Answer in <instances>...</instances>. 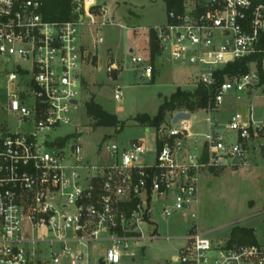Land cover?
Segmentation results:
<instances>
[{
    "label": "built area",
    "instance_id": "1",
    "mask_svg": "<svg viewBox=\"0 0 264 264\" xmlns=\"http://www.w3.org/2000/svg\"><path fill=\"white\" fill-rule=\"evenodd\" d=\"M41 4L0 0V77H7V111L18 121L14 131L0 128V264H119L131 240L146 238L141 225H155V207L166 218L197 211L205 174L264 163V103H257L264 100V0H186L156 26L119 24L100 0H71V20L48 21ZM109 25L153 30L170 60L196 67L189 85L207 89L206 112L223 111L227 98L245 102V111H232L223 124L207 117L203 142L188 151L192 122L172 123L175 111L159 130L163 143L151 166L140 163L148 148L138 139L119 145L104 138L101 160L84 159L79 136L52 133L72 124L82 68L93 64ZM149 62L132 56L124 66L151 77ZM119 70L108 58L117 101L124 94ZM204 234L195 224L171 261L264 264V241L215 243ZM147 238L171 237L155 228Z\"/></svg>",
    "mask_w": 264,
    "mask_h": 264
},
{
    "label": "rangeland",
    "instance_id": "2",
    "mask_svg": "<svg viewBox=\"0 0 264 264\" xmlns=\"http://www.w3.org/2000/svg\"><path fill=\"white\" fill-rule=\"evenodd\" d=\"M100 1L106 5L110 16L115 15L117 22L124 26H153L163 24L167 20L165 0ZM132 11L136 13V18L135 21L129 22L128 15ZM87 30L81 27V31L84 32L83 39L87 37L92 46L93 38ZM100 34L105 38V43L98 46V66L95 67L93 60L92 65H85L82 68V76L88 85H85L83 94L78 97L79 105L73 111V122L71 125L53 131L52 134H78V142L83 146V158L94 163H98L103 157L98 155L97 150L105 136L111 137V140L119 145H127L135 139L143 140L148 148V154L141 157L140 163L151 166L158 152V133L154 128L146 131L144 127L136 125L134 117L139 113L155 115L160 104L178 87L191 89L189 84L196 79L197 68L189 65L183 66L168 59L167 50H164L156 57L154 63L150 60L154 70L156 67L154 79L152 80L153 75L142 77L136 69L125 67L124 62L129 64L132 56L145 55L148 58L147 34L150 32L133 31L119 25H109L104 26ZM108 52L110 60L117 59L121 66L119 81L123 86L124 94L120 101L114 99L115 81L106 71ZM98 67H101V70H98ZM12 69L13 67L9 66V70ZM92 96L103 108L118 114L119 119L124 122L121 131L116 132L115 129L105 128L94 129L89 117H81L85 112L84 104ZM7 102V77L3 75L0 77V128L9 124L14 131L17 129L18 121L7 111ZM260 102L264 103V100L257 101V103ZM245 105V102L240 103L234 98H227L221 112H206L205 108L197 109L190 116L191 132H205L209 124L207 117H211L215 123L223 124L232 111H245ZM170 117L171 113H168L166 124L162 127L170 126ZM203 139L204 137H200V142ZM190 146L188 143L187 151L191 149ZM200 193L201 198L197 211L194 209L180 211L174 217L166 218L159 211V207H155L152 221L156 226L149 223L141 225L146 238L131 240L129 249L125 251L127 254L123 253L119 264H174L171 261L172 256L180 247L188 243V239L181 237L186 236L195 224L202 233H205V238L215 243L226 242L236 227L253 229L258 241H264L263 162L249 160L242 166L215 168L208 176L202 177ZM155 228L160 236L171 238L161 239L158 242L147 238Z\"/></svg>",
    "mask_w": 264,
    "mask_h": 264
},
{
    "label": "trees",
    "instance_id": "3",
    "mask_svg": "<svg viewBox=\"0 0 264 264\" xmlns=\"http://www.w3.org/2000/svg\"><path fill=\"white\" fill-rule=\"evenodd\" d=\"M185 1L186 0H165L166 11H182ZM40 12L43 18L48 21H66L71 20L74 17L71 0H42ZM149 48L151 62L154 63L156 57L162 53V47L159 44L155 31L153 30L150 31ZM153 79L154 77L152 80ZM207 102L208 91L206 88L199 87L197 89L188 90L178 87L160 104L155 115L139 113L134 117V121L136 125L142 126L144 128H154L159 137V130L162 125L166 124L165 121L168 113H171V115L175 111H187L194 113L197 109L205 108L207 106ZM84 108L85 112L81 117H89L92 120L90 123L94 129H115L116 132L123 129L124 122L119 119L118 115L115 112H111L103 108V106L98 103L93 96L84 104ZM78 136V134L73 133L68 137L73 138ZM158 137L157 145L158 148H160L163 142ZM104 138H108V136H105ZM256 242L257 238L254 230L248 228H234L228 239L229 244H245Z\"/></svg>",
    "mask_w": 264,
    "mask_h": 264
},
{
    "label": "crops",
    "instance_id": "4",
    "mask_svg": "<svg viewBox=\"0 0 264 264\" xmlns=\"http://www.w3.org/2000/svg\"><path fill=\"white\" fill-rule=\"evenodd\" d=\"M115 17V15H113ZM116 18V17H115ZM128 21L129 22H133L135 21L134 19L136 18V13H134L133 11L131 13H129L128 15ZM152 26V25H151ZM153 26H156V25H153ZM147 38H148V47H147V55H148V58L147 60H151V56H150V48H149V38H150V34H147ZM85 43L87 44H90V41L87 39V37H85V39L83 40ZM105 43V42H104ZM91 45V44H90ZM110 52V51H109ZM108 52V58L110 57V54ZM163 53V52H162ZM144 57H147L144 55ZM167 58L169 59L168 55H167ZM98 60H99V57H98V54L96 56H94V64H95V67L98 66ZM151 64V62H149ZM155 66V65H154ZM98 70H101V67H98L97 68ZM155 70H156V67H155ZM154 70V73L152 74L153 77H155V71ZM152 77V76H151ZM82 84H83V92H84V88H85V85H88L87 82L85 81L84 77L82 78ZM117 114V113H116ZM118 115V114H117ZM119 117V116H118ZM195 128V127H194ZM146 131H149L150 128H145ZM200 137H203L202 136V133L201 132H192V136L188 139L189 140V144L191 145L190 148L191 149H194V147H197L199 145H201V143L203 141L200 142ZM209 174H205L204 176H208Z\"/></svg>",
    "mask_w": 264,
    "mask_h": 264
},
{
    "label": "water",
    "instance_id": "5",
    "mask_svg": "<svg viewBox=\"0 0 264 264\" xmlns=\"http://www.w3.org/2000/svg\"><path fill=\"white\" fill-rule=\"evenodd\" d=\"M190 112L187 111H179L177 112L173 119H172V123H176L177 121L181 120V119H189L190 118Z\"/></svg>",
    "mask_w": 264,
    "mask_h": 264
}]
</instances>
